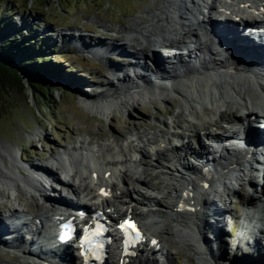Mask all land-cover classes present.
<instances>
[{
    "label": "bare ground",
    "instance_id": "6f19581e",
    "mask_svg": "<svg viewBox=\"0 0 264 264\" xmlns=\"http://www.w3.org/2000/svg\"><path fill=\"white\" fill-rule=\"evenodd\" d=\"M189 1L191 3L187 2V0H164L160 6L152 10L148 22L144 21V17H138V19L129 21L127 25L120 26L114 32V40L119 41L117 44L105 42L101 39L94 41L89 38V40H86L82 34L75 36V34L70 32H68L69 34L64 32V38L68 39V41L63 40V43L66 42L78 50L81 49L87 53L92 50L103 51L107 53L105 58L113 61L115 59L114 56L108 55L110 53L123 54L125 51L124 47L128 45L132 49L130 55L138 59V62L132 63L133 65L129 62L124 65L121 64V66L111 61L108 72L104 69L99 70L102 74L101 76L106 78V82H97L110 86L111 90V93L104 90L100 95L108 97L118 93L114 98H110V103L107 106L115 105L119 107L126 103L133 105L135 100L141 99L144 101L148 97L155 96L156 92H159L161 96L167 97L170 92L168 91V87L163 83L167 80L168 82L170 81V90L176 92V96L180 98V101H178L179 111L173 114L172 110H167L169 115L173 114V116H170L172 118L170 122H172L174 129L180 128V125H183L184 128L178 133L175 132L177 129L171 130V126H167L166 122H163L166 128L160 131L161 134L154 132L150 134L140 130L137 133L136 131L135 138L133 139L138 141L137 144H134V140L131 139H125L120 142V139L124 138V134L111 135L114 138L113 141H115V144H112V146L109 143L97 141L96 144H93V141L92 145L88 140L85 141L83 138H79L76 141L80 145H78L79 148L84 145L88 146L85 148L86 152L84 156L86 158L82 157L83 153L81 152V158L77 159L78 161H76L74 156L73 160H68V165L71 163L72 167H74V171L71 170L73 172L68 173V167L65 168L64 161L61 158H56L53 154L52 159L55 157L53 165H58V169L62 173H65L66 177L62 178L61 176L52 175L50 171L49 174L54 179L62 180L64 185H70L69 177L72 180L79 177L81 188L78 190V194L86 191V195L92 193L97 196L101 186H110L112 188V197L108 199V205L125 207V211L127 208L132 207L131 202L139 199V202L145 209H148V212L141 213L134 209H132V212L141 220L144 229L150 236L149 239L155 238L156 241L151 249H154L156 253L160 254L161 258H164L163 261L156 259L148 261V259L142 261V264H169L168 257L170 254L166 248L169 249L173 245L172 243L184 245L188 250L192 251L196 255L198 264H211V262H214L213 264H258L256 257L261 256L263 250L261 235L257 234L256 231L252 237L250 236L252 243H249L250 245L246 244V246H250L249 251H246V253L239 252V254L233 253L232 257L224 263L218 261V258L222 260L227 240H225V234H223L226 220L220 217V214L217 215L213 210L212 204L208 202V194L211 193L213 196H217V194L214 191L210 192L211 185L207 187L199 182L188 183L187 174L185 173L190 171L192 173L195 172L202 179L206 177L213 183L219 181L221 177L226 178V181L230 179L235 183L245 181L247 173L241 174V166L247 161L248 151L236 149L232 145L226 149L221 146L219 149L218 145H215L218 149L215 147L213 149L214 163L210 164L213 167L211 173H200V170H194V163L189 158L187 159L186 155L182 156V154L191 152L196 157H199L205 147L201 139L205 138L206 135L211 136L217 141H222L220 139L224 138L223 140L225 141L234 140L236 142L240 139V136L236 135L238 131L235 124L245 121L252 114L254 108L264 109V49L263 47L256 48L253 44H248L247 42L242 47L240 43L235 44L232 40H216L213 47H209L206 43V38L203 39V35L207 30L202 31L204 28L201 29L200 25H198L199 28L193 27L195 24L186 22L183 17L188 12L190 5L192 6V1ZM212 1L213 3L218 2V0ZM220 1H223V4L226 3V5H222L224 10H231L232 22L234 24L230 29L225 28L223 30L224 34L229 36L228 33L233 32L235 39L239 42L241 41V37L238 34L237 26L242 22L239 12L235 10V6L228 4L227 0ZM263 2L264 0H239L238 7L246 8L255 4L256 9L263 11ZM210 8L214 10L217 6L213 4ZM175 12L178 13L176 17ZM176 18L179 19L180 23H177ZM216 22L226 27L223 21ZM186 34H190L195 38L193 49L190 50L188 48V52L182 55L175 54L177 49L181 51L185 48L183 46L187 45L186 38L188 36ZM60 38H63V36L61 35ZM157 43H160V47L166 51L167 55L165 57L160 54L161 51L157 47ZM256 49L261 51L262 56H258V51H254ZM145 50L152 54L149 60L148 56L143 52ZM210 50L213 53H210ZM234 56L236 59L233 58ZM177 58H179L178 61L182 62L177 63L175 61ZM241 62H245L249 66L243 65ZM110 72L113 75L115 74V83H118V86H113L112 80L108 78L107 74H110ZM139 82L142 84L134 88V85ZM153 84H156V86H152ZM158 84L160 85L159 88L157 87ZM92 106V108L100 112L105 110V103L94 102ZM180 116H182V119ZM134 127L137 129L139 124H135ZM225 135H228V137H225ZM173 136L180 137L178 138L182 142L180 147L177 148L174 144L171 149H168L164 145H161L162 143L165 145L170 144L168 141ZM241 139H243V136ZM147 143L151 146L153 145L154 157L151 159L146 158L148 155L146 149ZM74 145L70 150L76 151ZM66 152L68 153V151ZM19 153L17 149L9 148L5 145L0 146V162L2 163V167H0V184L12 188L19 187L21 191L24 186L29 187L31 190L41 191L44 187L38 178L39 174L37 171L48 169L31 164L29 165L31 172L22 175L21 166L17 162ZM134 153L141 156L138 164L133 167L126 165L127 162L132 160ZM176 155L178 157L174 158ZM7 158L10 160L12 167L4 164V160ZM82 158L89 159L95 168L90 171L86 170V173L83 174L79 170V166H77V164H80L79 162ZM117 164L124 165V169H117ZM141 164L142 166L139 171L138 166ZM93 172L97 173L96 178L93 177ZM106 172H110L109 176H106ZM116 173H119L122 182V187L118 194L116 184L111 180L112 176ZM144 174L153 176L154 178L162 176L165 179L159 181L156 185L150 184L142 177ZM215 175L218 177H215ZM96 182H99V184H96ZM132 184L133 186L139 185L146 189H152V186H155L154 188L157 190L163 189L162 193L167 202L157 200L155 196H146L139 189L138 191L141 194L138 191L136 192ZM177 185H184V189H177ZM55 191L57 193L60 192L58 190ZM261 191L264 193V189ZM5 194L4 190L0 192V196H4ZM182 194H187L185 198L186 208H178L180 199H184L181 198ZM219 200L225 204L229 201V198L221 191L219 193ZM259 201L260 199L257 202L255 198L250 199L246 197L243 206L245 209H249L252 206L260 208L259 205H264V201L260 204ZM1 203L3 207L7 206L3 202ZM254 203L256 205H253ZM13 204L15 203L13 202ZM37 207L38 210L44 209L41 205ZM24 210L27 211V209ZM7 212L5 211L4 215L11 222V212ZM255 213L250 215V212L245 211L241 224L242 235L248 231L249 222L256 219ZM250 216L251 218L249 219ZM261 219H264V217H261ZM6 224V221L0 219L1 247L10 244L8 236L11 234V230L7 228ZM239 245H241L240 239L236 246L238 247ZM214 249L218 251L216 256L213 254ZM222 251L223 253H221ZM235 256L239 258L244 257L243 261L230 263V260ZM22 257L24 259L21 262L27 261L28 255ZM11 261L13 262V260ZM1 262L3 263V261ZM72 264L78 263L74 261Z\"/></svg>",
    "mask_w": 264,
    "mask_h": 264
},
{
    "label": "rangeland",
    "instance_id": "374dc122",
    "mask_svg": "<svg viewBox=\"0 0 264 264\" xmlns=\"http://www.w3.org/2000/svg\"><path fill=\"white\" fill-rule=\"evenodd\" d=\"M163 1L0 0V26L3 24V30L1 29L0 33L7 31L9 33L14 32L16 35L20 34L22 39H20L19 44L25 45L28 50L30 46H27V44L30 41L37 43L40 40L43 45L41 48L38 47L40 50L36 51L38 60L42 62V58H46V63H50L47 65V70L42 69L39 73L36 72L38 76L35 78L38 80L32 83L33 87L26 85L27 90L25 91L19 87L9 88L6 90L7 96L5 95L4 101L0 98V146L5 145L9 148L17 149L20 152L17 156L19 165H23L24 163H28V166L34 164L46 167L45 165H48L46 168L52 175L66 177V174L58 169V165H53V159L55 160V157L59 158L60 155L62 157L64 153L63 155L67 160H73L74 156L76 161H78V148L80 145L76 141L79 138H83L85 141L88 140L91 144L93 141V144H96L97 141L109 143L112 146V144H115L112 136L124 134V138L120 139L124 141L125 139L135 138L136 131L138 133L139 130L151 134L153 132L161 133L160 131L165 129L163 122H166L168 125V118H171L170 116H173V114L180 110L178 106L180 98L176 95L173 96L171 90L168 91L171 92L169 94L172 96L168 95L164 97L156 96L155 94V96L148 97L144 101L141 99L135 100L133 105L126 103L119 107L115 105L107 106L110 103V98H114L118 93L108 97L101 96L100 93L102 91H111L110 86H105L103 83L97 81L106 82V78L101 76L102 74L99 70L104 69L108 72L110 69L109 63L112 60L109 61V58H105L106 56H102L100 52L89 54L84 50L72 48L66 42L63 43V40L68 41V39L64 38V32H72L75 36L82 34L86 40H89V38L94 41L101 39L105 42L117 44L119 41L114 40V32L120 26L127 25L129 21L138 19V17H144V21L148 22L152 10L160 6ZM61 35L63 38H60ZM124 50L123 54L110 53L108 56H114L115 59L113 61L115 64L124 65L125 61L131 58L130 55L126 56L125 53L129 51L132 53V49L127 45L124 47ZM164 51H161V55L165 54ZM143 52L145 54L147 51ZM210 53L213 52L210 50ZM233 58L236 59L235 56ZM20 61L21 56L18 55L11 66L18 68L17 66ZM107 75L112 80L113 86H118V83H115V74L113 75L110 72ZM70 76L73 77L68 78ZM23 78L27 80L26 77ZM163 83L166 85L168 82L164 81ZM141 84V82L137 83L134 85V88ZM152 86H156V84ZM159 86L158 84L157 87L159 88ZM120 93L123 94L124 92ZM94 102L105 103V110L100 112L92 108ZM167 110H172L173 114L169 115ZM180 118L182 119V116ZM135 124H139L137 129L134 127ZM134 142L137 143L138 141L135 140ZM73 145L76 151L70 150L71 147L73 148ZM152 147L153 145L150 147L149 144L146 146L147 151H149L146 156L148 159L154 157L153 150H151ZM66 151L69 154L71 151V154L69 155ZM53 154L55 157L52 159ZM4 164L12 167L8 158L4 160ZM141 166L142 164L139 167L141 168ZM0 167H2L1 162ZM15 170L17 171L16 168ZM142 177L147 182L149 181L150 184L164 179L162 176L153 178L147 174L142 175ZM69 179L71 180V178ZM71 181L74 186H78L75 181ZM154 187L152 186L153 190L143 189L142 187L140 190L146 196L152 193V195H157L160 198V195L163 194L161 193L163 189L160 190L161 192H158ZM117 188H120V186H117ZM133 188L136 192L138 191L134 186ZM2 190L6 194L0 196V213L2 214V216L0 215V219L6 221L8 229L12 227V224H9L8 217L4 215L5 211L11 212V207L15 205L14 208L17 210L26 206L24 209L31 212L38 205H41L38 199H32L28 196V193L22 192L24 191L23 188L21 191L19 187L12 188L0 184V192ZM51 190L55 191L53 186ZM138 193L140 192L138 191ZM245 198H239L242 201L240 204L234 202L228 204L230 201L227 202L230 208H232L230 213L235 215L236 218L235 221L233 220V225L227 222L224 226L223 234H225L224 238L227 240V243L224 248L223 257L221 256L222 260L218 258L219 262H227L233 253H246L250 249V246H246V244L252 243L251 237L255 230L257 231V227L252 224V221L255 219L249 222L248 231L244 235L241 232V224L245 211L250 212L251 215L255 213L256 206L245 209L243 206ZM156 199L167 202L164 194L163 198ZM1 202L4 205L7 204V206L3 207ZM253 205H256V203ZM260 214L255 213L256 217ZM258 233L261 235L263 252L261 256H257L256 258L258 259V264H264V232ZM239 239L241 245L237 247ZM172 244L170 246L171 249L170 247L169 249L165 247L170 254L168 257L169 264H198L196 255L192 251L188 250L184 245L178 243ZM213 254L215 256L218 254L217 249L213 250ZM243 258L235 256L230 260V263L242 262ZM1 261L6 264H14L18 261V258L9 252L6 247L0 246V264H2ZM213 263L211 262V264ZM111 264H114V262L112 261Z\"/></svg>",
    "mask_w": 264,
    "mask_h": 264
},
{
    "label": "trees",
    "instance_id": "16d2710c",
    "mask_svg": "<svg viewBox=\"0 0 264 264\" xmlns=\"http://www.w3.org/2000/svg\"><path fill=\"white\" fill-rule=\"evenodd\" d=\"M2 25L3 24L0 26V32L1 29L3 30ZM20 39H22V36L20 34L16 35L14 32L9 33L5 31L4 33H0V98L3 99V101L7 94L6 90L9 89L10 86H22L21 76L26 77V81L32 86V83L38 80L35 78L38 76L36 72L39 73L42 69L47 70V65L50 64L46 63V58H42V62L38 60L39 58L36 51L40 50L43 45L40 40H38L37 43L30 41L27 44V46H30L28 50L25 45L19 44ZM38 47L40 48L38 49ZM18 55L21 56V61L17 66L18 68H16L11 66V64ZM15 56L17 57L15 58Z\"/></svg>",
    "mask_w": 264,
    "mask_h": 264
},
{
    "label": "water",
    "instance_id": "95a60500",
    "mask_svg": "<svg viewBox=\"0 0 264 264\" xmlns=\"http://www.w3.org/2000/svg\"><path fill=\"white\" fill-rule=\"evenodd\" d=\"M21 81H22V86H10V88H21L23 91H25V90H27V88H26V85H28L29 87H32L31 85H30V83L28 82V81H26V80H24V78H23V76H21ZM33 85V84H32Z\"/></svg>",
    "mask_w": 264,
    "mask_h": 264
},
{
    "label": "snow or ice",
    "instance_id": "6c2138e0",
    "mask_svg": "<svg viewBox=\"0 0 264 264\" xmlns=\"http://www.w3.org/2000/svg\"><path fill=\"white\" fill-rule=\"evenodd\" d=\"M126 224H127V222H126ZM132 227H134V225H131ZM121 227L123 228V227H125V225H121Z\"/></svg>",
    "mask_w": 264,
    "mask_h": 264
}]
</instances>
